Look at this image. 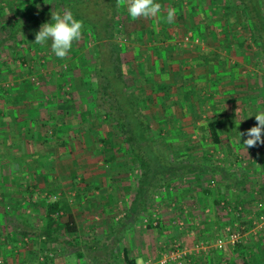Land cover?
<instances>
[{
    "label": "rangeland",
    "instance_id": "rangeland-1",
    "mask_svg": "<svg viewBox=\"0 0 264 264\" xmlns=\"http://www.w3.org/2000/svg\"><path fill=\"white\" fill-rule=\"evenodd\" d=\"M161 1L156 0L159 4ZM178 1H176L177 4L184 11L192 0ZM161 5L164 11L159 17L140 18L129 24L140 33L139 40L136 35L132 36L119 31L117 39L121 46L128 48L125 51L127 57L139 47L140 50L150 48L151 53L156 55L154 50H158L156 47L161 44L150 41L148 35H151L149 32L152 26L159 27V23L165 22L167 5L163 3ZM207 7L203 10L201 8L195 17L189 15L188 24H184V20H179L176 26L166 22L168 26L164 28V35L168 39L162 44L166 46L160 49L161 57L157 59L158 68L159 66L165 68L164 74L158 80L160 85L179 82V72L196 74L194 81L203 83L200 85L202 87L200 91L206 97V103L203 104L195 99L182 100L179 93H175L174 88L167 90L162 100L161 95L164 93L160 91L158 96L156 95L158 93L150 91L152 88L150 81L141 83L140 86L146 91L145 94L150 96L149 101H145L149 106L145 108L152 128L161 127L162 136L168 141L169 147H179V151L174 153L180 159H184L185 152L181 145L200 142V133L208 118L225 119L224 127H221V147L214 148L212 144L200 143L201 146L195 148L193 154L197 156L202 155L203 152H213V156H209L211 159L206 160L210 162L217 160L226 168L232 169L237 177L243 178L242 190H233L229 186L230 180L224 181L218 174L212 176L209 172L203 173L200 179L182 177L158 187L148 200L140 218L115 246L120 254L118 264L124 263L121 256L123 249L127 250L130 258L135 259L136 264H241L244 257L239 253H241L240 249L245 247H251L249 249H251L253 260L249 264H264V202L258 198V194L264 192V145L258 143L255 147L246 150L242 146L243 141L248 138L245 135L241 137L238 156L231 151L238 143V132L246 133L248 129L256 126L257 121L254 115L264 111V99H257L264 93V78L259 70L252 71L254 65L243 62L240 56L234 55L228 48L219 49L217 41L210 39L211 33L206 36L209 40L204 42L198 35H194L190 28H184L200 23L204 32H210L208 30L213 28L215 33L214 26L211 25L208 28L206 24L224 15L216 9ZM217 29H219L218 25ZM39 30L40 26L36 25L25 28L18 34V37L22 39L19 43L11 41L0 46V60H5L7 67L11 63L9 47H16L19 50L22 48L23 59L31 66L34 65L33 74L28 76V81L20 75L12 74V68H8L9 70L3 68L6 73H3L0 78V85L16 88L19 84L17 82L22 80L24 85L21 91H12V97L24 98L30 96L27 91L30 85L41 84V90L45 91L44 94L49 100L46 106L53 111L48 121L40 126L38 123L41 119L40 122L35 123L36 103L26 104L19 98L13 99L10 103V106L18 110L19 117L9 119L14 121L13 126L8 123V126L0 129V154L2 155L0 157V223H4L6 215L14 213L40 225L45 213L42 202L64 199L66 207L62 220H66V214H71L76 225L75 238L81 244L89 241L90 236L99 237L109 232L125 213L135 191L138 166L130 155H123L119 152L120 150L116 152L113 159L105 160L114 147L110 144L102 146L103 142L97 135L110 137L109 141L115 143V146H119L122 142L121 135L113 129L111 121L99 113L90 114L87 122H78L79 112L83 108L92 109L89 104V95L82 93L79 97L75 96V103L69 102V95L73 89L70 83L65 84L60 90L56 86L59 81L56 73L60 68L70 65L76 69L75 72L88 71L87 63L82 64L78 57L81 55L82 45L87 49L94 47L91 37H88L89 32L85 35L86 38L81 37L78 42L73 43L66 58L60 59L51 51V41L44 45L34 43L35 35ZM169 53L171 57L168 58L165 55ZM143 61L139 60L141 65ZM14 63L13 68L18 70L21 65L20 59ZM144 63L143 69L148 72L149 68L145 61ZM202 63L213 64L214 77L220 76L217 84H211L206 72L200 70ZM248 71H252L250 78L245 75ZM259 75L262 78H259ZM230 76L240 79L242 83L240 85L245 86L244 88H247L245 91L252 96V110L247 114L244 113L246 110L242 111L241 100L230 101L223 97L225 92L233 89V85L238 87L239 80L235 83L234 80L231 82ZM152 77L153 75L149 78ZM256 78L258 82H254ZM191 84L192 82H187L184 85L186 89H191ZM161 105L165 109L164 114L160 109ZM11 111L8 108V112L11 113ZM38 112L40 116L46 118L43 110ZM250 115L253 116L249 117ZM33 119L34 124L30 123ZM52 123L55 127L63 126L68 133H57L49 138V144H43L42 135ZM17 126L24 133L20 142L19 139L16 140ZM57 137H64L65 144L56 143ZM262 139H264V132H262ZM28 152L32 154L39 152L37 164L32 162L35 158L24 155ZM24 157L26 160L22 162ZM237 157L240 162L236 160ZM203 187L211 188L213 196L216 190H221L223 196L221 200L227 201L229 206L222 202L217 205L213 202L211 195H202ZM235 202H240L238 208L234 207ZM240 208L241 211L237 215L235 209ZM260 214L262 217H259ZM227 225L235 227L240 232V240L234 245L226 243L224 232ZM0 238L3 241V237ZM217 240L224 242L220 249L214 247ZM3 242L4 246L0 248L1 264H16V257L13 254L15 251L21 253L34 251V245L29 240L18 248ZM200 242L204 243L205 249L197 247ZM173 248L179 249L181 255L178 259L168 258ZM184 251H187L186 254ZM164 258L167 260L162 262ZM51 262L52 264H94L85 255L78 256L75 252H66L61 248L56 250Z\"/></svg>",
    "mask_w": 264,
    "mask_h": 264
},
{
    "label": "trees",
    "instance_id": "trees-1",
    "mask_svg": "<svg viewBox=\"0 0 264 264\" xmlns=\"http://www.w3.org/2000/svg\"><path fill=\"white\" fill-rule=\"evenodd\" d=\"M171 7L175 9L177 19L183 20L184 18V24L187 23L189 15L195 17L197 12L201 8L203 10L204 7H210L212 10L216 9L221 12L224 15L223 17L220 16L222 18L218 17V19L206 24L208 28L211 25L214 26L215 33L213 28L208 30L210 32H204L200 23H194L192 26L184 28H190L193 34L198 35L199 39L204 42L209 40L206 36L211 33L210 39L217 41L219 49L228 48L234 55L240 56L243 62L254 65L252 71L259 70L260 75L264 78V0H192L189 7L184 11L180 9L177 2L172 3ZM53 10L59 12L70 10L75 19L83 22L82 37L86 38L85 35L89 32L90 35L88 37H91L94 43L93 49L84 48L85 46L82 45L80 48L81 55L78 57L82 64L84 62L87 63L88 71L75 72L76 69L70 65H67L66 68H60L56 73L57 80H59L58 82L56 81V86L60 90L65 84L70 83L73 89L69 95V102L75 103V96L79 97L82 93L83 95H89V104L92 109L83 108L79 112L78 122H87L89 115H94L95 113H99L108 121H111L113 129L122 137V142L119 146L111 143L109 141L110 137H103L97 135V133L96 135L103 142L102 146H109L110 144L111 147H114L105 160L113 159L116 152L120 150L119 152H122L123 155L128 154L136 161L138 174L136 176L135 191L128 202L125 213L116 225L109 232L99 237L90 236L89 241L84 243L79 244L75 238L76 225L71 214H66V220H62V214L66 207L64 199L44 200L42 202L45 213L40 225H36L34 222L14 213H9L5 216L4 223H0V237H3L5 243L17 248L27 240L34 245V251H27L26 253L15 251L13 253L14 257H16V264H52L53 255L56 254L58 248L66 252H75L78 256L85 255L94 264H118L117 260L120 254L116 251L115 246L134 222L140 218L148 200L158 187L179 180L182 177H197L200 179V176L206 172H209L212 176L218 174L224 181L230 180L229 186L234 189L242 190L244 180L237 177L232 169L226 168L217 160H211V162L206 160L208 158L211 159L213 152L209 153L207 151L197 156L193 154L195 148L201 146L200 143L212 144L214 148L221 147L220 135L222 132L221 127H224V118H208L200 133V142L196 141L190 145H181L185 150L184 159H180L174 153V151H179L178 146L169 147L168 141L162 136L160 126L155 129L152 128L146 112L150 96L145 94L146 91L141 89L140 85L150 81L152 87L150 91L158 93L156 94L158 96L160 91L164 93V95H161L162 100L165 92L174 88L176 90L175 93H179L182 100L195 99L204 104L206 103V97L200 91V88H202L200 85L203 83L194 81L196 74L179 72V82L160 85L158 80L164 74L165 68L161 66L158 68L157 66V62L160 59L158 55L161 52L159 50H157L156 55H153L150 48L140 50L139 47V49L135 48L131 56L127 57L125 51L128 48L121 46L117 39L119 31H124V34L132 36L136 35L138 40L140 33L129 26L132 21L135 22L136 20H132L126 8L124 9V7L118 5L117 0H9L7 2L0 0V46L11 41L19 43L21 38L18 37V34L25 28H30L34 25L41 26L46 22L51 23V12ZM217 25L219 29H217ZM164 28H157V30L152 28L149 34L161 35L159 37L161 39ZM155 30L157 33H155ZM9 48L11 63L7 67L5 60H0V78H2L3 73H6L3 68L5 70L12 68V74L20 75L25 81H28V76L33 74L34 65L31 66L23 59L22 48L20 50L16 47ZM17 59H20L21 65L18 70H15L13 67ZM140 59L146 62L149 68L148 72L143 69L145 63L143 61L141 65ZM200 70L206 72L211 84L215 85L220 80V76L219 78L218 75L214 77L213 64L202 63ZM251 72L248 71L245 75L250 78ZM255 74L257 77V72ZM152 75L153 77L149 78ZM260 75L259 78H262ZM50 78H53V76H50ZM229 78H231V82L234 80V83L239 80L238 87L232 84L233 89L225 92L223 97L230 99V101L241 100L242 111L246 110L244 113H249L253 106V103H251L252 96L245 91L247 90V88H244L245 86L240 85L242 84L240 79H235V76H230ZM255 80L254 82H258L257 78ZM187 82H192L190 85L191 89H186L184 84ZM17 83L19 84H17L16 88L0 85V129L6 125L8 126V123L13 126L14 121L11 120L19 117L18 110L10 106L13 99L17 100V98L26 104L36 103V111L34 112L36 115L35 123L40 122V119L41 122L38 125L40 124L41 126L46 123L53 111L46 106L49 100L44 94L45 91L41 90L42 85H30L27 90L30 96L14 98L12 97V91H21L24 85L22 80ZM19 85L21 86L19 87ZM46 86L48 87L49 85ZM257 99L263 100L264 93L260 94ZM8 108L12 110L11 113L8 112ZM160 109L162 113L165 112L162 105ZM39 110L45 112L46 118L38 114ZM10 118L11 120H9ZM33 121L34 119L30 123H33ZM22 132L18 127L16 140L19 139V142L24 135ZM65 132L63 126L59 127L56 125L55 127V124L52 123L43 133L42 142L43 144H49V138L54 137L57 133L64 134ZM56 143L65 144V138L57 137ZM4 155L8 156L7 153H4ZM24 155L35 158L32 159V162L38 163L39 152L33 154L28 152V154L25 153ZM235 155L238 156L237 154ZM24 160H26L25 157L21 161L23 162ZM236 160L239 162V157ZM201 190L202 195H211L213 202L217 203V205L222 202L229 206L227 201L221 200L223 197L221 190H216L215 196L212 195L211 188L203 187ZM260 194H258V198L261 202H264V192L262 191ZM239 204L240 202H235L234 207L238 208ZM235 210H237L236 214L238 215L241 208ZM257 213L259 214L260 210ZM249 226H252L251 221ZM3 241L0 238V248L4 246ZM249 248L240 249L241 253L239 255L242 254L241 256L244 257L241 264H249L253 260L251 249ZM0 255L2 256V254ZM121 256L123 264H136L135 259L129 257L127 250L123 249Z\"/></svg>",
    "mask_w": 264,
    "mask_h": 264
},
{
    "label": "clouds",
    "instance_id": "clouds-1",
    "mask_svg": "<svg viewBox=\"0 0 264 264\" xmlns=\"http://www.w3.org/2000/svg\"><path fill=\"white\" fill-rule=\"evenodd\" d=\"M118 5L126 8L132 20L140 18L149 19L157 18L164 11L161 4L156 0H117ZM175 17V9L168 8L166 10L167 22H173ZM51 23H43L40 30L35 35V44L44 45L51 41V51L57 58L64 59L68 56L72 49L73 43L78 42L82 37L83 22L74 18L70 10L63 12L53 10L51 12ZM253 115H250L251 117ZM256 126L251 127L246 133L238 132V143L241 137L248 138L243 141V147H255L258 143L264 145L262 132H264V111L256 113Z\"/></svg>",
    "mask_w": 264,
    "mask_h": 264
},
{
    "label": "built area",
    "instance_id": "built-area-1",
    "mask_svg": "<svg viewBox=\"0 0 264 264\" xmlns=\"http://www.w3.org/2000/svg\"><path fill=\"white\" fill-rule=\"evenodd\" d=\"M260 217H262V215H260ZM225 238H226V243H229L230 245H234L236 244L239 240H240V232L238 229H236L235 227L233 226H230V225H227L225 227ZM204 243L200 242V244H198L197 247H201L202 249H205L204 247L206 246H203ZM224 245V242L221 241V240H217L215 243H214V247L216 249H220L222 248ZM207 249V248H206ZM187 251H184V254H186ZM180 253H179V249L177 248H173L172 250H170V253L168 254V258H172V259H178L180 257ZM167 259L164 258V261L162 262H165ZM2 260H1V257H0V264H1Z\"/></svg>",
    "mask_w": 264,
    "mask_h": 264
},
{
    "label": "crops",
    "instance_id": "crops-1",
    "mask_svg": "<svg viewBox=\"0 0 264 264\" xmlns=\"http://www.w3.org/2000/svg\"><path fill=\"white\" fill-rule=\"evenodd\" d=\"M158 1V0H157ZM176 1H178V0H162L161 2H160V4H164V5H167L166 6V8L168 9V8H172L171 7V5H172V3H174V2H176ZM179 2V1H178ZM181 2V1H180ZM162 6V5H161ZM181 10H182V8H180ZM183 11V10H182ZM176 15H177V13H175V17H174V20L175 21H173V22H171V23H168L169 25H171L172 24V26H176V23H178V21L179 20H181V19H177L176 18ZM183 20H184V18H183ZM183 20H181V21H183ZM167 19H166V16H165V22L164 23H159V27H155L156 28V30H157V28H162V27H166V26H168L167 25ZM152 28H154L153 26H152ZM156 30H155V33H157L156 32ZM163 33V35H162V38L161 39H159V37L161 36H157V35H155L154 33H153V35H148L149 37V40L150 41H152V42H154V43H158V44H161V45H159V47H156L159 51H162V50H160V49H163L166 45H162V44H164V43H166L167 42V37L164 35L165 34V31H163L162 32ZM154 52L156 53L157 52V50L155 49L154 50ZM158 56H160L161 57V54L160 55H158ZM165 56H167L168 58L169 57H171V55H170V53L169 54H167V55H165ZM166 57V58H167ZM162 59V58H161ZM240 144L239 143H236L235 144V148H233L231 151H233V152H235L236 154L238 153V150L240 149V146H239ZM240 151V150H239ZM240 162V161H239ZM233 190H235L234 188H232ZM163 215H164V213H163ZM169 220V219H168ZM254 232H256V231H254ZM251 248V247H250ZM248 258V257H247Z\"/></svg>",
    "mask_w": 264,
    "mask_h": 264
}]
</instances>
